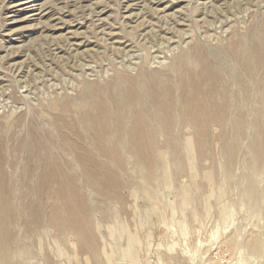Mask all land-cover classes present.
Here are the masks:
<instances>
[{
	"label": "rangeland",
	"instance_id": "1",
	"mask_svg": "<svg viewBox=\"0 0 264 264\" xmlns=\"http://www.w3.org/2000/svg\"><path fill=\"white\" fill-rule=\"evenodd\" d=\"M195 46L226 73L231 124L198 116L112 157L57 121V102L74 114L91 85L169 79ZM0 128V264H264V0H0Z\"/></svg>",
	"mask_w": 264,
	"mask_h": 264
},
{
	"label": "bare ground",
	"instance_id": "2",
	"mask_svg": "<svg viewBox=\"0 0 264 264\" xmlns=\"http://www.w3.org/2000/svg\"><path fill=\"white\" fill-rule=\"evenodd\" d=\"M233 57L238 64L245 67L247 57L246 51L242 47L233 54ZM174 61L173 68L171 67L167 73L171 77L169 79L157 78L142 70L139 78L137 76L128 79L127 82L115 80L110 85L97 87L95 90H91L92 85L87 89L84 86L86 90L83 89L85 91L83 94L81 93L80 100L86 104L85 102L91 98L94 105L93 109L86 110L84 105H81V109L72 114L74 106L76 108V102L68 99L65 102L58 103L56 101L55 107L63 111L57 117V121L65 123L64 126L68 130L77 133L82 138L87 133L102 146H111L112 150L109 155L112 157L117 156L122 151L126 143L125 139L130 135L134 139L144 141L143 149L148 151L154 140L163 138V136L168 139L171 132L173 133L172 128L176 125L179 126L180 123H185L190 129H193V126L199 124L197 118L200 117L201 122L204 121L206 125L213 121L225 126L231 124L232 119L228 118L230 116L227 115L230 110L229 103L222 102L224 96H222L221 91L225 90L222 88L224 87L223 82L226 81L223 80L224 77L226 78V76L223 77L226 74H224L223 69L215 67L207 59L205 51L200 46H195L190 53H183ZM198 63L200 69H195L194 64L198 65ZM225 85L227 84L225 83ZM181 107L182 111L179 112ZM136 116L138 122L134 123ZM131 121L135 125L134 130H129ZM81 126H84L85 129L89 128V131H85L83 134L79 133ZM239 126L241 127L240 124ZM159 127H164L165 130L162 129L160 132L158 131ZM6 130L8 132L7 128ZM191 134L197 136L194 133ZM5 140L0 137V176L4 174L6 163L3 149L7 147H5V143L8 141L5 142ZM43 144L42 137L32 135L23 145L28 155H33V158L41 161H48L49 149L45 148ZM83 153V156L90 162L89 166L93 169L96 168L98 163L93 152L84 149Z\"/></svg>",
	"mask_w": 264,
	"mask_h": 264
}]
</instances>
